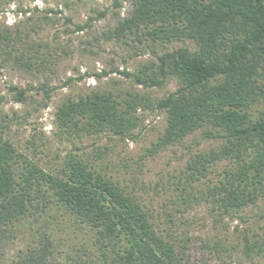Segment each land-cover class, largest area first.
Listing matches in <instances>:
<instances>
[{
  "label": "trees",
  "instance_id": "obj_1",
  "mask_svg": "<svg viewBox=\"0 0 264 264\" xmlns=\"http://www.w3.org/2000/svg\"><path fill=\"white\" fill-rule=\"evenodd\" d=\"M9 31L0 30L5 62L13 60L31 71L50 69L47 59L27 58L23 34ZM128 35L141 43L195 44L194 50L180 47L157 54V61L139 73H123L145 89L162 88L171 77L179 88L154 103L138 94L119 100L111 92L95 91L64 102L56 114L59 125L126 138L141 121L138 109L152 105L167 114L158 148L200 130L207 138L226 140L220 150L197 155L191 165L205 175L218 161L234 160L215 188L221 208L241 211L256 204L264 196V113L254 114L264 96V0H135L131 15L108 38ZM48 85L47 80L41 89L50 98L57 88ZM12 89L17 102L27 101L24 89ZM13 236L30 239L17 264H53L60 246L70 248L67 258L73 264H183L154 216L119 183L75 157L61 170H48L0 137V251ZM256 248L264 254V241Z\"/></svg>",
  "mask_w": 264,
  "mask_h": 264
},
{
  "label": "rangeland",
  "instance_id": "obj_2",
  "mask_svg": "<svg viewBox=\"0 0 264 264\" xmlns=\"http://www.w3.org/2000/svg\"><path fill=\"white\" fill-rule=\"evenodd\" d=\"M134 1L0 0V30H19L27 58L50 63V69L31 71L18 68L13 60L5 62L6 55L0 53V137L48 170H61L69 157H75L119 183L154 216L157 229L174 243L183 264H264V254L256 248L264 241V196L241 211L226 212L215 188L234 160L218 161L205 175L191 167L197 155L220 150L224 138H207L200 130L180 143L158 148L167 114L152 105L138 109L141 121L126 138L113 132L70 131L57 121L64 102L95 91L111 92L119 100L138 94L154 103L179 88L173 77L162 88L145 89L123 74L139 73L157 61V54L196 48L190 40L141 43L135 35L108 38L131 15ZM90 18L96 20L89 22ZM88 22L83 31L77 30ZM47 80L48 89L57 88L50 98L41 89ZM260 85L264 88V77ZM14 86L26 91V102L16 101ZM261 99L254 108L256 116L264 113V96ZM29 242L27 236H13L0 251V264L25 258ZM70 253L69 247L60 246L51 263L73 264L67 258Z\"/></svg>",
  "mask_w": 264,
  "mask_h": 264
}]
</instances>
